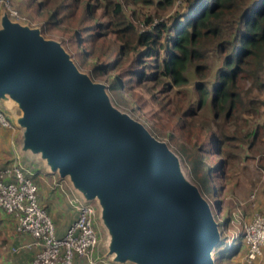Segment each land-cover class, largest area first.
<instances>
[{"label":"water","instance_id":"95a60500","mask_svg":"<svg viewBox=\"0 0 264 264\" xmlns=\"http://www.w3.org/2000/svg\"><path fill=\"white\" fill-rule=\"evenodd\" d=\"M0 100L17 110L24 167L53 174L91 204L108 264H214L219 223L181 159L80 71L60 41L0 12ZM8 102V103H7ZM11 104V105H10ZM217 207V202H214Z\"/></svg>","mask_w":264,"mask_h":264},{"label":"trees","instance_id":"16d2710c","mask_svg":"<svg viewBox=\"0 0 264 264\" xmlns=\"http://www.w3.org/2000/svg\"><path fill=\"white\" fill-rule=\"evenodd\" d=\"M183 1L187 4L173 15L172 21L168 15L154 23L152 15L159 13H148L140 18L135 9L126 13L124 7H128L129 3L153 5L162 11L170 7L174 0H95V3L86 0L82 3L86 13L81 19L86 23L77 27L83 32L80 35L79 31L78 41L80 44L88 42L94 51L102 40L112 36L116 49L107 46L104 54L109 59L95 65L94 69L107 72L127 61L137 62L133 64L131 75L141 82L149 81L151 86H160L162 92L172 86L187 84V73L193 74L194 99L187 102L182 113L194 118L200 108L209 106L211 114L201 124L208 130H212V124L215 126L216 131L209 136L213 153L219 155V159L211 165L204 153H194L190 159V174L201 192L214 193L223 188V184L214 183L215 178H224L220 171L224 164L228 165L233 160L232 149H235L236 141L242 139V136L226 130V119L232 112L253 116L264 105L263 100L253 95V91L264 89L260 78L264 62V0ZM78 2L46 0L53 15L65 8L72 11ZM95 7L100 8L106 20L89 23L96 13ZM138 19H142V24L149 28L139 31L135 23ZM135 50L137 56L131 55ZM149 57L153 61L149 65L146 63L150 70L147 72L144 63ZM135 64L139 67L136 68ZM240 78L248 80L244 88L237 86ZM114 85L118 87L117 80ZM248 134L251 141L255 132ZM229 218L230 215L225 218V225ZM2 243L0 232V264H6ZM240 244L227 246L223 238L221 245L224 249L216 250L217 259L225 257L227 250L237 249Z\"/></svg>","mask_w":264,"mask_h":264},{"label":"rangeland","instance_id":"374dc122","mask_svg":"<svg viewBox=\"0 0 264 264\" xmlns=\"http://www.w3.org/2000/svg\"><path fill=\"white\" fill-rule=\"evenodd\" d=\"M67 1L65 0V3ZM90 1L95 3V0ZM83 2L85 3L86 0H79L72 11L65 8L58 10L57 15H53L46 0H0V12L3 8L6 9L4 3H7L25 17V22L33 27H38L45 38L60 41L80 71L88 74L93 81L102 82L107 86L108 95L116 107L142 122L157 139L164 140L176 152L181 159L182 169L189 178L193 179L190 174V159L194 153H204L206 161L211 165L215 164L219 155L213 153L209 135L212 131H216V128L212 124L210 127L212 130H208L206 126L201 124L202 121H207L211 114L209 106L200 108L194 118L182 113L187 102L194 99L193 74L187 73V84L172 86L166 92H162L160 86H151L149 81L141 82L136 76L131 75L130 71L133 70V64L137 62L127 61L107 72H97L94 66L109 59L104 54L106 47L111 46L115 50L116 44H112V36L110 35L100 42V48L96 45L97 50L94 51L88 42L80 44L78 34L79 31L80 35L83 32L79 28L83 23H86V20L81 22V19L84 18L83 14L86 13V10L82 8ZM186 4L183 0H174L170 7L160 11L155 9L153 5L129 3L128 7H124V9L126 13L135 9L137 17L140 18L148 13H159L152 15L155 23L167 18L168 15L170 17L168 19L172 21L173 15L181 11ZM94 11L96 13L89 23L106 20L105 16L100 13L99 7H95ZM141 20L138 19L135 22L138 30L149 28L148 25L144 26ZM78 26L79 28H77ZM131 55L137 56V51L135 50ZM152 61L151 57L147 58L144 63L145 68L146 66L147 68H142L149 72L148 65ZM135 67L137 68L139 65L135 64ZM142 68L138 69L141 70ZM260 78L264 82V62L260 70ZM115 80L118 81V87L114 85ZM247 84L246 78L238 79V87L244 88ZM253 95L264 101V89L253 91ZM0 108H4L10 117H13L17 111L12 105L4 106V102L1 100ZM225 122L226 130L233 135L242 136V139L235 140L236 146L235 149H232L235 157L230 164H224L222 171H220L224 178H215L214 180L216 185L223 184V188L217 189L214 193L202 192L211 205L214 218L219 223L222 237L229 232L228 225H225V218L231 214V210L239 201L245 200L242 205L243 218L245 219L249 217L252 211L264 212V105L253 116H240L236 112H232ZM253 131L255 136L250 141L251 135L248 133ZM23 171L33 180L30 171ZM36 199L39 201L37 191ZM215 199L218 201L217 207L214 205ZM95 229L98 240L100 239L99 242L103 241L102 230L97 226ZM1 246L4 251L5 241ZM219 249H224L221 244L213 252L214 264H240L243 252L241 244L237 249L227 250L225 257L217 259L215 252ZM3 253L5 254V252ZM257 261V264H264V246L261 257Z\"/></svg>","mask_w":264,"mask_h":264},{"label":"built area","instance_id":"2783aa9c","mask_svg":"<svg viewBox=\"0 0 264 264\" xmlns=\"http://www.w3.org/2000/svg\"><path fill=\"white\" fill-rule=\"evenodd\" d=\"M4 5L12 19L26 20L7 3ZM0 126L14 128L1 110ZM23 170L29 171L18 159L0 166V207L10 215L15 228L27 232L37 247L29 264H76V260L83 264H96L98 260L94 250L98 237L92 205H79L70 195L77 215L65 232L57 235L48 212L36 199V183ZM244 202L239 201L231 210L226 223L229 232L223 238L227 246L236 242L243 246L240 264H257L264 246V212L252 211L245 219L242 212ZM18 248L9 250L14 252Z\"/></svg>","mask_w":264,"mask_h":264},{"label":"crops","instance_id":"0c3cea01","mask_svg":"<svg viewBox=\"0 0 264 264\" xmlns=\"http://www.w3.org/2000/svg\"><path fill=\"white\" fill-rule=\"evenodd\" d=\"M17 130L16 127L13 129L0 127V166L14 159L20 160V154L16 149ZM22 163L25 164V161L23 160ZM26 168L32 173L36 183L39 204L46 209L52 219L56 234L61 236L77 215L74 201L66 190L64 182L58 180L55 175L46 173L43 169H37L34 164H29ZM0 232L6 246L5 263L28 264L37 251V247L33 245L27 232L15 228L10 215L2 209H0ZM11 247L19 248L11 252L9 250ZM94 256L99 260L96 250H94ZM98 262L108 264L102 259ZM76 264L83 263L76 260Z\"/></svg>","mask_w":264,"mask_h":264}]
</instances>
